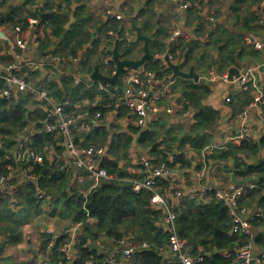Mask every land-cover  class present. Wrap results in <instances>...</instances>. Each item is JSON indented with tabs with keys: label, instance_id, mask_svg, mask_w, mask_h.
Returning a JSON list of instances; mask_svg holds the SVG:
<instances>
[{
	"label": "trees",
	"instance_id": "16d2710c",
	"mask_svg": "<svg viewBox=\"0 0 264 264\" xmlns=\"http://www.w3.org/2000/svg\"><path fill=\"white\" fill-rule=\"evenodd\" d=\"M66 1L68 9H71L72 1ZM79 1L83 0H76V2ZM211 3H213V0H211ZM13 10L10 12L12 13V22L16 21L20 7H17V11ZM57 10L59 9H56L53 14L42 16L41 19L43 22L49 23L54 34L61 38L55 56L65 61L69 59L79 60L81 74L91 76L96 66H98L103 74L112 76L113 68H106L103 64L104 61H101L99 57L100 54L111 55L112 45L116 46L118 39V49L122 59L136 60L134 58L135 43L130 40L125 23L118 20L113 21L103 30V38L96 37L95 39L93 38V32L89 31L91 21H94V19L92 15L87 18L88 14L84 4L76 11L77 21H81L80 25L76 24L70 30L65 28L68 17L62 18ZM140 16L147 24L158 19L157 13L153 10L152 1L148 10L142 11ZM255 19L253 18V20ZM22 22V25H28L29 19L28 21L24 19ZM17 25L21 24L15 26L17 27ZM109 32H113L114 36L111 37ZM169 37V34L166 35L165 29H157L155 39L150 44L152 54L155 56L158 54L163 55L166 52V40ZM179 41V48L187 50L188 55L185 65H193V54L196 53L197 46L192 43L187 44L182 40ZM5 58L9 60L7 57ZM0 59L5 61L3 57H0ZM160 61L162 60L157 58L151 59L145 64V67L146 70L156 72L158 78H163L172 72L169 68L163 66ZM53 69H55L54 77L57 79L51 83L45 81V86L58 100L64 101L71 98L74 104H82L86 100L95 103L97 98L100 99L98 105L93 106L90 104L91 106L80 110L89 115L88 126L90 131L77 137V141L83 139L84 143L82 145L86 147H107L110 134L114 132V138L108 148V154L114 160L105 159L100 163L101 167L106 168L110 174H118L123 178L131 177L126 169L120 168L119 162H130V152L135 143H137L136 147L142 149V151L144 150L149 157L153 156L157 162L169 160V153L175 152V156L172 157V165H180L182 169L189 166L190 161L185 153H177V149L191 146L195 153H200L210 143V138L203 131L214 125L217 113L201 104L202 97L209 93V89L204 85L182 80L185 83L184 93L187 101L198 107L199 110L194 115L195 124L191 126L192 137L179 142L180 136L175 128H168V126L163 125L158 129L154 123L145 130L137 127L135 119L130 117V112L124 107L119 109V116L124 119L131 118L124 132H119L120 130L116 126L97 125V121L94 119L96 114L101 112L106 115L116 109L115 97L117 98L123 92L124 85L119 83L116 88L110 87V94H108L99 90L98 83L87 84L84 81L82 84L76 85L73 76H60L57 69ZM68 72L71 71L68 70ZM29 75L38 80L50 79L52 76L48 70L43 74V77L41 73L34 71H30ZM3 87L4 81L0 79V91ZM34 105L35 102L31 95H17L10 100L0 99V135L6 136L11 129L19 130L25 127L28 120L32 119V114L37 113L36 110L32 113L29 110ZM37 115L38 117L43 116ZM40 145H56V141L54 137L43 133L34 137V146L37 148ZM261 145L264 147V140ZM237 152L238 149L230 147L229 151L224 152V158L236 156ZM50 168H52L51 173L41 178L39 187L41 190L46 191V193L44 192L46 195L57 199L55 206L64 211L60 215L61 219L65 220L66 218L67 220L70 219L72 223L82 224V230L77 234L75 240L74 249L77 258L73 264H85L90 260L94 264H106L110 255L115 252V247L123 248L118 242L128 241L129 239H133L130 245H137V248L127 264H179L173 258L168 259L170 255L167 249L171 233L166 228L156 226L161 223L165 215L163 211L154 208L151 192L144 190L137 193L133 191L130 183L125 182L105 183L100 190L89 196L85 209L83 191L80 188L73 192L72 188L68 190L69 175L54 167ZM1 172H3V169L0 168ZM235 174L240 179H248L255 175L258 187L251 190V195L264 192V161L257 166H248L247 168L238 166ZM158 186L162 187L160 193L167 197V191L172 187L171 179H162L159 181ZM21 191L20 198L22 201L20 200V210L17 213H12L8 209L7 202L0 199V235L4 236L3 244L0 247V264H39L38 256L44 253L48 258L50 257V264L67 263L62 256V247L71 240V237L67 234L55 240H53V236L48 235L43 241V249L38 254L36 252L31 254L34 258L31 261L20 262L15 257L7 255L8 248L18 249L24 246V229L33 225L42 213L36 200V188L32 185H26ZM244 198H246V195L242 200ZM207 199L209 201L182 198L180 205L176 206L174 210L177 234L187 244L188 249L194 256H201V252L198 250L199 247H204L206 256H203L204 263L202 264H235L232 257L224 258L221 252L242 247L248 240L242 235H231L232 220L228 209L222 203L217 202L214 196H209ZM87 212L92 220L87 217ZM52 241L55 248L52 253L48 254L47 248ZM106 241L111 242L109 248L104 243ZM256 243L264 245V235H260ZM102 244H104V248ZM144 244L147 247H144ZM152 251L163 255L164 260L159 261Z\"/></svg>",
	"mask_w": 264,
	"mask_h": 264
},
{
	"label": "crops",
	"instance_id": "0c3cea01",
	"mask_svg": "<svg viewBox=\"0 0 264 264\" xmlns=\"http://www.w3.org/2000/svg\"><path fill=\"white\" fill-rule=\"evenodd\" d=\"M71 1V9H68V3L66 0H0V3L2 4L0 7V27L7 31L4 40L0 36V57L5 59V61H2L3 65L0 64V70H3L5 67L11 65L15 60L12 53V45L15 42V25H22V21L24 19L27 21L28 19H36L38 24L33 27H30L29 24L22 26L17 25L24 29V32H26L32 42L31 46L26 51L20 52L19 63L25 68L26 65L31 63L46 64L44 69L36 71L41 73L42 77L47 70L49 71V74L52 75L50 79H40V82L44 85L45 81H47V83H51L57 79L54 77L55 69L53 68L57 69L60 76H62V73L59 72L60 70L58 67H62V65L65 66L66 71L70 70V73L75 74L77 72V69L80 67L79 60L67 59L68 61H65L63 59L60 64L55 62L53 59V57H56L55 52H57L58 42H60L61 38H58L54 34L49 23L43 22L41 17L50 15L51 13L53 14L56 9H59L57 10L59 11V16L62 18H65L66 16L68 17V22L65 25V28L66 30H70L74 25H80L81 23V21H77L76 12L75 22L70 23V18L73 14V7L77 6L76 11H78L84 4L88 14L87 18H90L92 15V18L94 19V21H91L89 31L93 32V38L95 39L96 37L99 39L103 38V30L113 21L118 20L125 23V27L128 30L127 34L130 40L135 43L134 58L136 60L141 59L145 54L144 43L136 39V34H132L133 31L130 18L135 19L136 25L142 28L143 34L146 36H151L154 33L156 34L157 29L163 28L166 30V35L169 34L170 37L166 40V52L163 55H156V58L162 60L161 58H163L170 48H172V54H170L172 62L180 64L185 62L188 54L186 53L187 50L179 48V40H182L187 44H195V46H197V51L193 54V65L184 66L188 68L187 70H189L191 66H195L196 73L206 80L205 82L198 83L199 85H204L209 89V93L202 97L203 99L201 104L217 113L214 125L203 131V133L210 138V143L202 151H200V153H195L191 146H186L180 150L175 149L179 154H186L190 161V165L185 168V170L189 171L182 180L183 196L181 198H176L173 188V186H176V183L171 181L172 187L168 190L167 200L168 203L171 204L172 210H175L176 206L180 205L182 198L209 201V199L203 197L202 195V187L199 186L197 181L198 172L205 173L206 184L214 185L221 190L228 189L231 185H237L233 181V176H235L238 182L246 181L254 183L257 188V177L255 175L249 177L248 179H240L237 178L235 171L238 166L247 168L248 166H257L260 162L264 161V147L261 145V142L264 140V122L259 117L257 110L250 111L246 122L243 123V120L240 119V115L251 106L254 100L255 91L251 88L249 90L244 89L239 84L234 83V80L240 77L244 68L251 66L260 67L257 78L263 94L262 113L264 114V48L257 49L254 46L255 40L261 41L264 44V25H259L257 23V20L264 16V0H226V2L224 0H213V3H211V0H186L187 2L192 3V7L188 10H182L180 4L174 2L173 0ZM151 1L153 4V10L158 15V19L154 21L152 20L150 24H147L140 16V13L148 10ZM170 3H172V6ZM17 7H20V12L16 16V21L12 22V13L10 12L12 9L17 11ZM61 7L63 10H61ZM228 8L229 11L227 13ZM118 16H121V19L118 18ZM253 18L256 19L253 20ZM176 30L181 31V36L177 39H172V34L175 33ZM109 35L113 37L114 33L109 32ZM171 43H173V47L171 46ZM112 47L111 52L115 46L112 45ZM107 57L113 58V55L111 54L106 56L104 54H100L99 59L104 61ZM160 62H162L163 66L167 68L164 60ZM141 69L146 70V67L144 66ZM232 69H237L239 74V76L235 77L232 81L220 79L212 82L210 79L206 78L212 71L216 72L220 77L228 76L229 78V72ZM146 71H151L155 74L156 90H164L167 86H169V93L166 94L160 105L164 110L168 108L173 109L174 111L173 114H168V117L159 115L150 118L146 129L150 128L154 122L159 120L157 117L170 118L171 123L168 124V128L171 127L176 129L177 134L180 136L179 142L192 137L191 126L195 124L194 115L199 109L187 101L184 93L185 83L182 82L184 79H175L174 81L173 73H170L163 78H158L156 72L152 70ZM35 79L37 80V78ZM190 82L194 83L193 81ZM171 83L172 85H170ZM190 107H192L191 112L188 114ZM29 110L31 113L35 110L37 111V113L32 114V119L28 120V123H33L31 128H34L37 121L41 118L38 117L37 114L42 116V112H40L41 110L37 108L36 103L34 106H31ZM244 125L250 130V139L252 140H250L249 143H245V145H238L232 140V138L237 135L239 131H241ZM23 128H20L19 130L11 129L9 134L6 136L0 135V144L3 142L5 144L4 146H0V168L3 169L0 176L10 172V166L13 165L10 162L11 157L13 154H17L19 152V145L22 140L20 135L24 131ZM119 130V132H124L126 127L119 128ZM142 130H145V128ZM186 134H191V136H187L185 139H182ZM111 143L112 142L110 141L109 145L106 147L107 151ZM224 143L227 144L225 149H216L211 154L208 153L207 150L211 148V146H220ZM32 144L34 146L33 141ZM136 145L137 143L134 145L136 148L135 150H137L140 154H145V156L148 155L144 152V150L142 151V149L136 147ZM48 146L49 145H40L37 149L42 151ZM230 147L238 149V152L236 156L228 157L226 159L224 158V152L229 151ZM169 154L171 160L172 157L175 156V152H170ZM51 169L52 168L47 166H39L38 185H35L36 182L32 183L25 181L24 179H20V181H16L18 186H16L15 193L8 195L7 197L0 196V199H4V201L7 202L8 209L13 213V203H15L16 208L20 206V193H22V188L26 185H32L36 188L37 200L39 191H44L46 193L45 190H41L39 187L41 178L49 175L51 173ZM68 175L70 178L68 181V190L72 188L73 192L80 187H78L74 177L71 174ZM80 189L82 190V188ZM250 192L251 190L247 191V194H245L246 198L241 200L240 204L249 208L251 217L253 218L252 241L255 245V256L257 257L264 252V245L256 243L257 238L260 235H264V192L256 195H251ZM196 194H198V196L193 197ZM37 202L40 205L42 213L34 221L33 225L24 229V246L18 249L9 248V257H15L20 262H23V259L18 258L20 254L21 256H25V261L33 260L34 258L31 254L34 252L38 254L40 250L43 249V241L48 235L53 236V240H55L56 238L66 234L70 228L81 224L72 223L70 219L67 220L65 218V220H63L60 218V215L62 214L59 213L58 210L61 208L55 206L57 202L55 197L47 195L45 200L41 202L37 200ZM217 202L220 201L217 200ZM220 203L228 209L233 226V216L229 205L224 202ZM45 226H47V228H45ZM28 228L30 229L29 234H31V236L27 233ZM48 231L52 234L48 233ZM230 234L234 235L232 232ZM3 238L4 236L0 235V247L3 244ZM131 241H133V239H129L127 242L131 243ZM104 243L108 245L107 248L111 246L110 241H106ZM102 245L104 248V244ZM54 248L55 244L52 241L47 248L48 254L52 253ZM240 248L241 247L223 251L221 252V255L224 256V258H229V254ZM114 250L115 252L110 255V258L119 251V248L115 247ZM198 251L201 252V255L206 256L204 247H199ZM14 252H16V254H14ZM38 258L46 259V261L50 264V257L48 258L45 253L39 254ZM232 258L235 264H242L241 260L235 257ZM168 259H171V257H168ZM41 264L46 263L41 261ZM261 264H264V262Z\"/></svg>",
	"mask_w": 264,
	"mask_h": 264
},
{
	"label": "built area",
	"instance_id": "2783aa9c",
	"mask_svg": "<svg viewBox=\"0 0 264 264\" xmlns=\"http://www.w3.org/2000/svg\"><path fill=\"white\" fill-rule=\"evenodd\" d=\"M173 1L180 4L182 10H188L192 7V3L186 0ZM118 18L121 19V16H118ZM37 24L38 21L36 19L29 20L30 27ZM258 24L264 25V16L259 19ZM14 32L15 42L12 45V53L15 60L11 65L0 70V79L4 81V87L0 91V99H11L14 95L19 94L31 95L34 97L36 106L41 110L40 112H42L43 116L37 121L35 126L33 125L34 128H31L33 124L31 122L27 123L23 128L24 131L20 135L22 140L19 145V152L13 154L11 157L10 162L13 165L10 166V172L0 176V196L7 197L15 193L16 186H18L16 181H20V179L32 183L36 182L35 185H38L39 166L54 167L61 172L71 174L77 182L78 187L82 188L85 197V209L89 196L95 191L100 190L105 183H130L133 191L137 193L144 190L151 192L154 200V208L164 212V218L156 226L166 228L171 233L170 243L167 249L170 257L178 261L179 264L204 263L203 256L192 255L187 244L178 236L175 212L168 203L167 197L160 193L162 187L158 186L159 181L162 179H171L172 182L174 181L176 183V186H173L176 198H181L183 196L182 180L189 170L182 169L180 165H172L173 159L157 162L153 156L149 157L148 155L140 154L135 150V147L130 152L129 163L127 161L119 162L120 168L126 169L131 177L123 178L118 174H110L106 168L101 167L100 163L105 159L114 160L108 154L106 146L86 147L82 145L84 143L83 139L77 141V137L90 130L88 126L89 115L80 110L91 106L90 104L93 106L98 105L100 99L97 98L95 103L86 100L82 104H74L71 98L65 99L64 101L55 98L40 80L33 79L29 75L30 71L36 72L44 69L46 64L31 63L26 65L25 68L19 63L20 52L26 51L32 42L22 27L17 26ZM6 33L7 31L0 27V36L3 40L6 37ZM180 36L181 31L176 30L172 34V39H177ZM254 46L257 49L264 48V44L261 41L255 40ZM53 59L60 64L63 61L60 57H53ZM170 59L172 60L171 56ZM0 64L3 65L1 59ZM103 64L106 68H113L112 76L116 74L117 67L113 63L112 58L107 57ZM62 67L64 71H59L62 73V76H73L76 80V85L82 84L85 79H90L91 77L90 75L85 76L81 74L80 68L77 69L75 74H72L66 71L65 66L62 65ZM259 69V66L246 67L241 72L240 77L234 80V83L239 84L244 89L249 90L251 88L255 91L251 106L240 115L243 123L247 121L251 110H257L259 117L264 122V114L262 113L263 94L257 78ZM206 78L212 82L220 79L229 81L228 76L220 77L213 71ZM123 79L125 80L124 90L117 98L115 97L116 109L106 115L101 112L97 113L94 118L97 121V125H112L119 128L128 127V122L131 118L124 119L119 116V109L122 107L130 112V117L135 119L136 126L141 129H146L149 119L154 116H159L162 112L166 111L167 114H173V109L167 108L164 110L160 105L166 94L169 93V86L164 90H156V76L153 72L146 71L145 69H133L129 70V72L127 71ZM98 84L100 91L110 94L109 88L111 86L101 83ZM191 108L188 110V114L191 112ZM43 133L54 137L56 145H49L44 150L39 151L33 146L32 141L34 142L35 136L42 135ZM113 133L110 134L108 143L114 138ZM250 137V130L244 125L232 140L236 144L241 145L249 143L252 140ZM2 145H5L4 142L0 144V146ZM226 146V143L220 146L214 145L207 151L211 154L216 149H225ZM197 181L199 186L202 187L203 197L208 198L209 196H214L218 201L229 205L233 216L232 234L242 235L248 238L244 246L229 254L228 257H235L241 260L242 264H251L253 260L256 261V264L264 262V252L257 257L255 256V245L252 241L253 218L251 217V212L248 207L240 204L247 191L256 189V185L247 182L242 185H231L230 188L221 190L214 185L206 184L204 172L197 173ZM195 196H198V194L193 197ZM46 197L47 195L44 191H39L37 200L41 202ZM12 208L14 209L13 212L20 210V206L16 208L15 203H13ZM87 217L92 220L88 212ZM81 227L82 224L72 227L66 232L71 237V240L62 247V256L67 261L65 264H73L76 261L77 257L74 245L76 236L81 231ZM48 233L52 234L50 231ZM118 243L123 248L119 249L115 255L109 258L106 264H127L137 248V245H130L126 240ZM144 247H147V245L144 244ZM7 255L10 256L9 248L7 249ZM41 261L49 264L46 259L39 258L38 263L41 264ZM85 264H94V262L90 260Z\"/></svg>",
	"mask_w": 264,
	"mask_h": 264
},
{
	"label": "water",
	"instance_id": "95a60500",
	"mask_svg": "<svg viewBox=\"0 0 264 264\" xmlns=\"http://www.w3.org/2000/svg\"><path fill=\"white\" fill-rule=\"evenodd\" d=\"M224 1L226 2V0H224ZM170 5L172 6V3H170ZM76 8H77V6L73 7V14L71 15V18H70L71 22L70 23H73L76 20L75 19ZM228 11H229V8L227 10V13H228ZM130 22L132 24V31L134 34H136V39L138 41H141L144 43V51H145L144 56L139 60L122 59V56H121L119 49H118L119 40H117L116 46L112 51V55H113L112 60H113V63L117 67L116 74L114 76L105 75L100 71L99 67L96 66V69L93 72V74L91 75L90 79H85V82L87 84L101 83L103 85H109L111 87H116L117 84L119 83L121 77L123 75H125L128 70L141 69L145 66V64L149 60L156 58V56L154 54H152V52L150 50V44L155 39L156 34L154 33L151 36H146L143 34L142 28H140L136 25L134 18H130ZM93 36H94V34H93ZM171 46L173 47V43H171ZM170 54H172V48H170V50L167 52V54L161 59L166 62L167 68H169L171 70V72L173 73V79L174 80L175 79H184V80L193 81L194 83H197V84L200 82L206 81L198 73H196V67L195 66H191L190 69L187 70L188 68H186L184 66L185 62H182L180 64H176L175 62H172V60L170 59ZM58 68L60 71H64L63 67L59 66ZM237 76H239L237 69L230 70V72H229V80L230 81L234 80V78ZM159 115L168 117V114L166 112H162ZM187 136L190 137L191 134H186L185 136H183L182 139H185ZM233 181L235 182V184H246L247 183L246 181L238 182L236 180L235 176H233ZM45 228H47V226H45ZM152 253L159 261H163V258H164L163 255H159L155 251H152ZM201 256H203V255H201ZM251 264H256V261L253 260Z\"/></svg>",
	"mask_w": 264,
	"mask_h": 264
},
{
	"label": "rangeland",
	"instance_id": "374dc122",
	"mask_svg": "<svg viewBox=\"0 0 264 264\" xmlns=\"http://www.w3.org/2000/svg\"><path fill=\"white\" fill-rule=\"evenodd\" d=\"M124 76V75H123ZM123 76H122V79L120 80V85L121 84H123L124 85V79H123ZM119 84V83H118ZM171 123V121H170V118H160L159 120H157L156 122H154V125L158 128V129H160V127L161 126H163V125H166V126H168V124H170ZM58 212L59 213H63L64 211L62 210V209H59L58 210ZM29 231H30V229L28 228V231H27V233L29 234ZM29 236H31V234H29ZM24 250V249H23ZM19 252V251H18ZM14 254H16V252H14ZM13 256H15V255H13ZM23 257V258H22ZM19 259H23L22 261H25V256H21V254L19 255V257H18ZM18 260V259H17Z\"/></svg>",
	"mask_w": 264,
	"mask_h": 264
}]
</instances>
